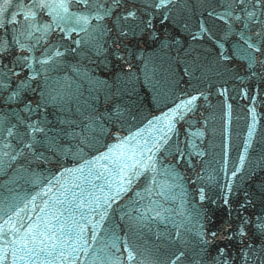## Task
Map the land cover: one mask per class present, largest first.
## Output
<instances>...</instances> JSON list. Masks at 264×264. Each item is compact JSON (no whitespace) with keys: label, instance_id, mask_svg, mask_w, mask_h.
<instances>
[{"label":"water","instance_id":"95a60500","mask_svg":"<svg viewBox=\"0 0 264 264\" xmlns=\"http://www.w3.org/2000/svg\"><path fill=\"white\" fill-rule=\"evenodd\" d=\"M158 3L0 0L5 264H264V0Z\"/></svg>","mask_w":264,"mask_h":264},{"label":"snow or ice","instance_id":"6c2138e0","mask_svg":"<svg viewBox=\"0 0 264 264\" xmlns=\"http://www.w3.org/2000/svg\"><path fill=\"white\" fill-rule=\"evenodd\" d=\"M170 2V0H159L158 3V7H162L164 6L166 3ZM261 0H256V3H260ZM85 3H87V0H85ZM41 6H43V4H41ZM60 7H64V4L61 3ZM67 9L65 8V11ZM30 15H34V13H28L26 14V19L28 18V16ZM128 16L132 17L135 16L134 12H129ZM249 18H251L252 16H254V13H248ZM221 19H223V17H221ZM87 22V17H80L78 18V22ZM259 35V33H258ZM245 43L247 44L248 48H253L254 45L251 43H248L247 41H245ZM3 46V42H0V47ZM257 51H259V49H256ZM59 54V53H57ZM27 59V58H25ZM40 63H47V61H41ZM26 85L24 83L21 84V88H24ZM0 87H4L2 81H0ZM19 95V92L13 93V96L9 97V99H13L15 96ZM196 100V97H192L190 100L186 101L185 104L183 105V107L185 108H189L190 105H192L194 103V101ZM181 107V105L177 106V109H179ZM189 110H191L189 108ZM177 115H179V112H176ZM169 130H171V128H169ZM43 129H41L38 125H31L30 126V132L31 133H39L42 132ZM8 135L11 136L13 135V132L11 129H9L8 131ZM27 147H31V145H26ZM101 159H107V156L101 157ZM235 174V173H233ZM126 183H131V180H127ZM126 189L124 188L123 184L121 185L119 191H125ZM203 198V197H202ZM227 202V201H225ZM104 217L101 216V219H103ZM5 223H8V221H6ZM23 227V225H22ZM13 229L15 231H19V229H16L15 226H13ZM61 233H63V227H61L60 229ZM85 231V229L81 228L80 229V233L82 234ZM213 235H215V233H213ZM93 239H95V233L93 234ZM19 243L22 245L21 251L27 250V253L29 256H36L39 255L40 253L46 252L48 251L49 248H51L52 250H55L58 246L57 241V236H56V229H55V225H49L45 231H40L38 233H34L33 229L31 226H28L27 229L25 230V235L23 237L18 238ZM17 243V241H13V244ZM75 243V241L73 242ZM32 245V247L30 248L29 245ZM87 244V241H85V245ZM37 245H39V252L36 251V247ZM64 246H67V242H65ZM85 253H87V247H84L82 249ZM72 251H76V249H72ZM61 256H64V253L61 252L60 254ZM12 256H13V260H12V264H18V260H25L24 256H20V257H16V252L15 250H13L12 252ZM8 256H7V249H5V252L2 256H0V264H5V261H7ZM64 259H68L67 257H64ZM128 259L132 260L134 259V256L132 255L131 252H129L128 255ZM32 264H35V261H32ZM49 264H52L51 261H49ZM74 264V262H73Z\"/></svg>","mask_w":264,"mask_h":264}]
</instances>
